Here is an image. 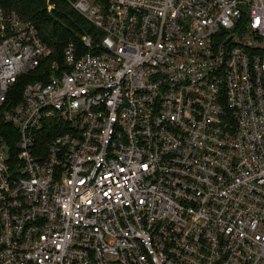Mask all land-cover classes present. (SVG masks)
<instances>
[{"label":"built area","instance_id":"obj_1","mask_svg":"<svg viewBox=\"0 0 264 264\" xmlns=\"http://www.w3.org/2000/svg\"><path fill=\"white\" fill-rule=\"evenodd\" d=\"M70 3L43 73L0 7V264H264V0Z\"/></svg>","mask_w":264,"mask_h":264},{"label":"trees","instance_id":"obj_2","mask_svg":"<svg viewBox=\"0 0 264 264\" xmlns=\"http://www.w3.org/2000/svg\"><path fill=\"white\" fill-rule=\"evenodd\" d=\"M97 1L101 4L109 2ZM0 7L6 11L18 12L24 20L31 21L38 28L51 50L38 71L41 73L51 69L55 62L63 64L64 50L70 44L85 53L87 49L83 46L84 36L91 35L95 41L102 38V33L72 7L70 0H0ZM46 78L43 79L38 74L22 77L17 90L22 91L27 82L46 81Z\"/></svg>","mask_w":264,"mask_h":264},{"label":"rangeland","instance_id":"obj_3","mask_svg":"<svg viewBox=\"0 0 264 264\" xmlns=\"http://www.w3.org/2000/svg\"><path fill=\"white\" fill-rule=\"evenodd\" d=\"M51 9H52V6L49 7V10H51Z\"/></svg>","mask_w":264,"mask_h":264}]
</instances>
